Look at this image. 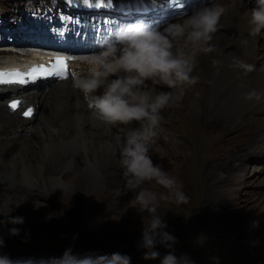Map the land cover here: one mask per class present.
Instances as JSON below:
<instances>
[{
    "label": "rangeland",
    "instance_id": "rangeland-1",
    "mask_svg": "<svg viewBox=\"0 0 264 264\" xmlns=\"http://www.w3.org/2000/svg\"><path fill=\"white\" fill-rule=\"evenodd\" d=\"M262 38L264 39V35ZM98 53L94 52V55ZM84 57L87 59L88 55ZM204 66L203 62L199 65L203 69ZM201 72L193 75L200 80ZM157 88L168 91L160 86ZM263 110L261 108V112L245 113L244 117L253 118L252 122L243 126L234 125L230 127L231 130L228 128L230 144L225 157L200 166L195 165L194 155L195 152L200 153L206 143L204 136L207 130L204 128V121L178 120V108L162 113L165 119L160 125L162 134L159 130L156 143L150 145L155 154L151 159L155 165H159L169 176L175 178L176 187L184 192L188 201L177 204L174 199H165L169 196L168 190L154 182L143 185L157 193V214L167 224L165 231L176 237L177 242L171 249L157 244L156 250L161 253V257L174 250L178 257L181 254L186 255L192 264H264V190L259 188L264 185V169L262 164L249 159L264 154V144L250 146L254 145L259 132L264 130ZM126 128V125H119V129ZM32 131L27 132L24 137H29ZM76 154L86 159L87 155L83 150H77ZM77 157L74 155L73 160H80ZM113 164L111 166L114 170L105 167L98 169L93 175L91 172L90 175L94 176L91 183L88 178L79 189L67 193L74 197L83 194L87 197L89 212L78 221H73L63 213L68 208V203L62 194L34 191L32 193L37 194L31 196L27 194L30 186L16 184L12 180L0 186L2 194L23 196L21 199L26 213L33 212L32 214L40 217L39 223L44 219L43 210L50 212V215L55 214L52 215L53 218H63L57 224H29L24 219L23 224L13 225L7 223L10 218L2 219L5 216L3 215L0 217V221H4L0 224L3 248L17 255L16 260L59 258L65 249L71 248L73 254L78 255L118 252L131 257V264H160L159 259H142L144 250L137 248L143 228L142 217L148 215L146 212L140 213L135 208L129 205L124 207L120 203L116 205V213L104 210L101 204L96 209L94 199L91 198L94 194L92 192L111 177V173L108 175L105 172L119 168L118 163ZM79 166L82 167L81 164ZM90 169L91 167L87 174ZM72 173L73 170L65 172L67 177L72 176ZM116 175L123 186L120 184L118 188L119 184L116 183V188L111 190L112 194L122 192L135 196L136 191H129L125 186L121 171H116ZM117 180L116 178L115 181ZM106 183L110 184L108 181ZM17 186H21L20 191L16 190ZM133 215L138 217V221L133 222ZM11 216L14 217L13 214L9 217ZM12 227L19 228L20 234L9 235L8 230ZM258 250L261 253H257Z\"/></svg>",
    "mask_w": 264,
    "mask_h": 264
},
{
    "label": "clouds",
    "instance_id": "clouds-1",
    "mask_svg": "<svg viewBox=\"0 0 264 264\" xmlns=\"http://www.w3.org/2000/svg\"><path fill=\"white\" fill-rule=\"evenodd\" d=\"M224 12L223 5L209 2L194 8L186 18L162 28L143 20L121 24L111 36L100 41V52L91 61L95 70L73 78L72 87L86 99L90 98V118L108 126L133 122L138 125L128 131L123 141L118 139L116 147L125 186L129 191H136L129 207L148 214L142 217L141 239L137 243V248L144 250L142 259L146 261L159 259L160 264H192L186 255L178 257L174 250L162 257L156 250L157 244L171 249L177 241L165 231L167 224L157 214V193L143 185L154 182L168 190L169 196L165 199H174L177 204L188 201L176 187L175 178L153 163L150 145L156 143L157 129L164 119L163 110L181 99L187 88L199 83V77L193 75L197 58L215 51L211 41ZM244 15L248 17L249 35L259 36L264 30V0H255V7ZM242 43L247 44V39ZM212 64L218 70L221 62L213 59ZM233 66L247 72L254 70L253 65L239 58ZM261 95L264 94L253 89L244 98L259 100ZM23 222L20 216L7 220L13 225ZM8 231L11 236L20 234L16 227ZM3 246L4 240L0 237V247ZM0 264H131V257L118 252L77 255L67 248L59 258L12 260L4 255L0 256Z\"/></svg>",
    "mask_w": 264,
    "mask_h": 264
},
{
    "label": "bare ground",
    "instance_id": "bare-ground-1",
    "mask_svg": "<svg viewBox=\"0 0 264 264\" xmlns=\"http://www.w3.org/2000/svg\"><path fill=\"white\" fill-rule=\"evenodd\" d=\"M211 2L219 3L225 8L218 30L213 34L211 41L215 51L207 55L201 54L197 58V64L201 61L205 64L203 70L197 71V73L202 71L199 83L187 88L181 99L162 112L167 113L178 108L179 114L176 119H186L187 122L204 121V128L207 130V132L204 130L206 143L200 153L195 152L194 163L197 166L225 157L230 144L228 128L238 124L246 125L253 118L244 117L245 113H255L261 108L264 109V95H261L259 100L244 98V94L253 89L264 94V39L262 38L264 30L259 36H250L248 17L244 15V12L255 7V1L212 0ZM190 14L174 18L168 23L180 21ZM245 39L247 44L242 43ZM87 54V59L77 60L71 64V72L66 80L28 92L29 99L37 104L36 123L29 137L23 136L19 141L9 139L7 142L12 152L8 159L3 160L5 168L0 172V186L12 180L16 184L23 183L36 188L38 193L43 191L64 195L79 189L88 178L91 183L94 177L90 175L91 172L93 175L100 168L111 169L113 162L118 163L117 140L123 141L126 137L125 133L138 125L133 122L126 125V130L113 129L108 125L100 131L92 128L99 121L90 118V111L83 106L80 91L72 87L74 78L72 73L86 75L95 70L91 62L92 57L95 56L94 52ZM237 58L253 65L254 70L247 72L234 67ZM213 59L221 62L218 70L213 67ZM61 113L67 116L65 121L61 120ZM158 130L162 134L161 126ZM253 144L250 146L264 144V130L259 132ZM79 149L87 155L85 160L76 154ZM63 155L68 156L69 159L60 160ZM74 155L80 157V160L74 161ZM89 166L92 170L90 169L87 174ZM69 170H73V173L72 176L67 177L65 172ZM105 173L115 175L112 170ZM22 197L0 193V217L3 215L9 217L13 214L14 217H23L29 224L39 223L40 217L32 214L33 212L26 213ZM42 213L44 219L41 223L57 224L63 219L59 216L53 218L52 215L55 214L50 215V212L45 210ZM49 216L51 218H48Z\"/></svg>",
    "mask_w": 264,
    "mask_h": 264
},
{
    "label": "snow or ice",
    "instance_id": "snow-or-ice-1",
    "mask_svg": "<svg viewBox=\"0 0 264 264\" xmlns=\"http://www.w3.org/2000/svg\"><path fill=\"white\" fill-rule=\"evenodd\" d=\"M87 4L88 0H84ZM71 57L65 58L64 56H56L54 57V62L49 66H45L41 64L39 66L31 67L27 72H20L18 70L14 71H0V84H10V83H18L24 84L28 82H34L40 78H48V77H56L59 79H67L68 72V60ZM75 76V73H72ZM9 107L15 109L17 107V103L14 102L9 105ZM32 114V109L23 112L25 117H29Z\"/></svg>",
    "mask_w": 264,
    "mask_h": 264
}]
</instances>
